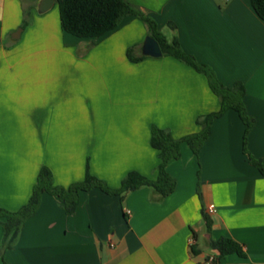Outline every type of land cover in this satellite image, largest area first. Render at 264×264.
I'll list each match as a JSON object with an SVG mask.
<instances>
[{"label": "crops", "instance_id": "1", "mask_svg": "<svg viewBox=\"0 0 264 264\" xmlns=\"http://www.w3.org/2000/svg\"><path fill=\"white\" fill-rule=\"evenodd\" d=\"M41 1L0 0V207L12 212L29 202L43 167L63 188L84 181L88 168L112 189L132 171L155 180L153 126L179 139L221 109L207 77L178 59L129 60L128 49L142 50L147 37L143 21L127 17L93 45L62 29L56 2L39 13ZM128 1L224 85H245L255 120L247 150L264 165V20L251 0ZM245 130L230 109L213 121L199 154L181 144V157L167 165L176 188L160 201L149 187L124 200L94 187L68 214L44 193L0 264H264V175L244 152ZM222 237L245 256L219 261L210 242Z\"/></svg>", "mask_w": 264, "mask_h": 264}, {"label": "trees", "instance_id": "2", "mask_svg": "<svg viewBox=\"0 0 264 264\" xmlns=\"http://www.w3.org/2000/svg\"><path fill=\"white\" fill-rule=\"evenodd\" d=\"M56 3L59 7L62 29L77 38L91 39L93 45L98 39L119 27L127 17H135L143 21L147 27V35L153 37L160 44L164 57H174L207 77L211 90L221 101V109L218 112L199 116L197 124L201 127V131L179 139L174 138L169 130L153 126L151 145L159 151L161 160L157 168L158 176L155 180L137 171H132L122 180L119 189H112L104 181L92 175L88 168L84 181L63 188L54 184L52 172L47 167H43L33 194L26 205L15 212L0 207V224L3 228L1 252L16 244L26 221L37 212L44 193L57 196L68 214L75 212L80 192L88 191L94 187L107 194L120 196L121 200H124L130 192L142 187H149L152 190L154 201L164 199L176 188V180L167 172V165L172 160L181 157V144L186 143L196 154H199L211 134L213 121L230 109L239 114L246 126L244 134L245 154L248 155L250 163L264 175L263 163L255 159L247 150L248 134L255 120L248 115L245 108L243 99L246 88L242 82H237L232 87L224 85L212 68L199 63L195 56L183 51L177 36L168 40L165 34L158 29L157 22L148 12L128 0H56ZM251 3L257 15L264 20V0H251ZM30 18V14L26 12L23 27L31 23ZM169 27L176 31L174 23H169ZM127 56L131 62H140L147 58L141 54L140 45L130 47ZM203 215L207 230L210 232L212 220L208 212H204ZM210 246L219 253V261L230 254L245 256L241 245L231 238L222 237L218 240H211Z\"/></svg>", "mask_w": 264, "mask_h": 264}, {"label": "water", "instance_id": "3", "mask_svg": "<svg viewBox=\"0 0 264 264\" xmlns=\"http://www.w3.org/2000/svg\"><path fill=\"white\" fill-rule=\"evenodd\" d=\"M55 2L56 0H42L38 7L39 13L43 14L49 11L54 6ZM21 31H22V28H20L15 33L17 36H14V37L19 38ZM141 52H142V55L146 57L160 58L163 56V52L160 47V44L151 36L146 37L142 45Z\"/></svg>", "mask_w": 264, "mask_h": 264}, {"label": "built area", "instance_id": "4", "mask_svg": "<svg viewBox=\"0 0 264 264\" xmlns=\"http://www.w3.org/2000/svg\"><path fill=\"white\" fill-rule=\"evenodd\" d=\"M221 1H223V2H227V1H229V0H221ZM215 211H216V208H215L214 205H210V206H208V208H207V212H208V214H211V215H212V214L215 213ZM213 262H214V259L210 257L208 263L211 264V263H213Z\"/></svg>", "mask_w": 264, "mask_h": 264}, {"label": "rangeland", "instance_id": "5", "mask_svg": "<svg viewBox=\"0 0 264 264\" xmlns=\"http://www.w3.org/2000/svg\"><path fill=\"white\" fill-rule=\"evenodd\" d=\"M57 7H58V5H57ZM20 29V28H19ZM148 36V35H147ZM141 54H142V52H141Z\"/></svg>", "mask_w": 264, "mask_h": 264}]
</instances>
